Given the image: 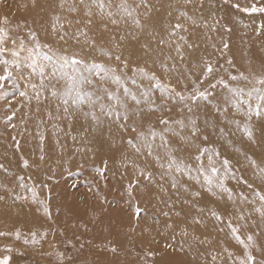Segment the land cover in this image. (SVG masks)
Wrapping results in <instances>:
<instances>
[{
  "label": "rangeland",
  "instance_id": "374dc122",
  "mask_svg": "<svg viewBox=\"0 0 264 264\" xmlns=\"http://www.w3.org/2000/svg\"><path fill=\"white\" fill-rule=\"evenodd\" d=\"M117 2L119 0H114ZM147 2L150 9L138 10L145 24L142 32L124 22L118 26L109 24L105 30L98 27V18L92 25H87L85 6L79 0H64L63 7L60 6L61 0H0V27L8 34L6 46L9 49L13 48V40L17 44L21 39L31 43L28 41V30L31 29L41 42L50 44L54 50L67 48L71 53L85 49V55L105 65H116L117 62L101 55V49L113 54L122 52L129 57L130 68L133 64L145 65L163 79L167 74L160 67L156 40L160 36L167 38L170 25L179 22L188 27L189 31L182 34L187 36L193 48L186 49L184 63L177 61L179 70L171 77L177 88L191 90L195 84L203 90L223 78L230 86L242 88L247 93L252 90L254 78L264 74V13L240 10L250 9L253 4L264 7V0ZM234 4L240 7H233ZM69 5L76 6L77 11H69ZM146 11L149 15L144 19ZM181 13L196 19L198 26H193L190 19L185 20ZM54 24L58 32L76 35L86 32L87 36H80L81 42L76 43L68 35L65 43L52 31ZM213 27L215 31L211 30ZM225 28L229 30L225 31ZM131 32L137 33V40L131 39ZM121 36L126 39L121 40ZM86 39L95 40L96 51L85 45ZM224 42L229 47L222 50ZM145 44L150 45L153 54L145 53L142 47ZM164 52L167 53L168 49L165 48ZM5 58L11 59L8 54ZM204 59L212 62L214 72L201 83V69L193 65L202 64ZM168 63L171 67L172 62ZM2 68L0 65V74ZM230 75L238 79L229 80ZM241 75L248 79H240ZM128 76L131 77L130 72ZM177 79L181 83L177 84ZM34 82L39 83L38 79ZM24 83L17 76L20 91L26 90ZM127 86L136 90L130 79ZM96 87L115 90V85L99 80ZM28 91L32 97L30 100L20 97L11 85L6 84L0 89V232L8 234L0 237V259L8 256V264L40 263L44 259H49L50 264L54 258L57 263H71L81 253L94 251L107 256L104 264H143L144 253L150 250L156 264H233L243 256L244 248L232 238L226 226L229 218L234 226H240L243 239L252 234L256 246L264 249V218L254 211L259 206L254 193L264 194V179L245 158L251 157L264 164V117L253 116L247 120L237 114L231 106L233 102L224 103L228 99L225 89L219 86L209 89L212 92L209 101L201 102L191 115L198 118L200 127L206 128L209 136L208 141L197 143L218 149L221 158L227 157L232 162L235 179L227 180L226 185L233 190L234 201L227 200L226 195L221 198L204 191L200 184L186 176L176 177L178 189L173 190L168 177L161 180L163 170L153 157H137L121 140V136L127 138L135 133H121L111 122L94 124L90 118L84 117L82 111L74 112L70 108L65 112L64 105L57 99L41 97L38 104L31 90ZM154 98L159 101L160 93L155 92ZM240 99L247 100V96ZM252 103L257 101L254 99ZM242 110L246 111V106ZM161 115L179 120L189 113L183 106H173L171 112L146 115L144 125L158 126ZM236 121L241 127L248 124L255 142L244 136ZM133 122L139 125V118L133 116L129 123ZM176 143L180 144L176 156L195 165V147L185 146L180 137L175 138L174 145ZM125 157L140 166H147L155 181L149 183L140 178L132 198L128 197L126 188L134 178V170L124 166ZM25 160L28 161L27 167L23 163ZM104 161H107L108 168L102 179L95 169L102 168ZM204 163L207 164V159ZM241 178L247 183H239ZM161 184L167 189V195L159 191ZM29 187L37 192L35 203L31 193L27 192ZM90 187L93 191H89ZM194 191L201 195L194 198ZM241 193L246 197L243 202L239 199ZM25 195L27 200L17 199V196ZM41 201L47 206L50 218L44 213ZM169 203L172 207L168 206ZM136 206L141 209L139 217L135 215ZM210 209L224 214L225 222L217 224L208 215ZM177 211L180 216L175 215ZM165 212L169 215L165 216ZM197 215L205 220L204 226L189 222V217ZM240 215L245 217L243 221L238 219ZM169 223L173 224L172 229L166 227ZM185 227L187 237L181 233ZM17 230L21 234L19 240L14 235ZM33 233L39 242L24 244L23 240H31ZM92 242L100 245L94 248ZM181 244L183 251L179 250ZM113 247L116 252L110 250ZM250 251L258 264L264 259V252L257 251L256 247ZM229 253H232L231 257Z\"/></svg>",
  "mask_w": 264,
  "mask_h": 264
},
{
  "label": "snow or ice",
  "instance_id": "6c2138e0",
  "mask_svg": "<svg viewBox=\"0 0 264 264\" xmlns=\"http://www.w3.org/2000/svg\"><path fill=\"white\" fill-rule=\"evenodd\" d=\"M79 2L85 6L84 15L88 17L87 25H92L94 19L98 18L100 21L98 27H102L105 30L109 24L118 26L121 22L141 32L145 30V24L138 10L141 8L150 9V4L147 0H119L117 3H114V0H79ZM186 2L191 3V0H186ZM224 2L228 3L229 0H224ZM63 5L64 0H61L60 6L63 7ZM233 7L239 8L240 6L234 4ZM93 9L97 11L94 12ZM240 10L264 13V7H257L255 4L250 9L242 8ZM69 11L76 12L77 7L69 5ZM148 15L149 13L146 11L144 19H147ZM181 16L185 20L190 19L193 26H198L196 19L188 18L184 13H181ZM55 19L58 20L59 17ZM77 22L80 23V21ZM204 26L208 27L207 24ZM61 27L63 26L61 25ZM211 30L215 31L216 29L213 27ZM228 30L225 28V31ZM52 31L56 33L59 40L65 41V43H67L65 37L68 35L74 38L76 43L81 42L80 36H87L86 32H80L79 35L75 33L69 34L66 31L58 32L55 24L52 27ZM188 31V27L177 22L174 25H170L167 30V38L160 36L156 40V46L160 52V67L167 74V77L162 79L155 72H150L145 65L133 64L130 68V59L124 56L122 52L113 54L101 49V55L117 62L116 65H105L97 62L94 57L90 58L85 55V49L74 50L71 53L68 52L67 48L54 50L50 44L41 42L38 34L31 29L28 30V41L31 43H26L21 39L19 44H17L16 40H13V48L9 49L6 46L8 34L4 28L0 27V65L3 66L2 74H0V89H3L6 84L11 85L13 89H17L20 97H25L29 100L32 98L29 96L28 89H30L38 104L41 102V97L44 99H57L64 105L65 112H68L70 108L74 112L82 111L84 117L90 118L94 124L99 125L104 122H111L121 133H135L134 136L127 138L121 136V140L127 145L128 149L134 151L137 157H145V159L153 157L163 170L160 177L161 180L168 177L170 187L173 190L178 189L176 177L186 176L189 179H194L204 191L221 196V198L226 195L227 200L234 201L233 190L226 185L227 180L235 179L232 162L227 157L221 158V153L218 149L207 144L197 143L198 141H208L209 136L206 128L202 129L200 127L198 118L191 114L201 102L209 101L212 96V92L209 89H215L219 86L225 89L228 94V99L224 103L233 102L231 106L237 114L245 116L247 120H251L253 116L264 117V74L254 78L252 90L247 93L242 88L230 86L223 78L216 80L215 83H210L208 88L203 90L196 87L195 84L191 90L187 87L177 88L171 81L172 74L179 70L177 61L181 64L184 63L186 49L190 50L193 48L187 36L182 34ZM130 36L133 40L138 39L136 32H131ZM177 36H179L178 40L176 39ZM124 39L126 37L121 36V40ZM84 43L92 51H96L94 39L91 41L86 39ZM117 46L122 47L120 44ZM142 47L146 54H153L150 45L145 44ZM228 47V43L224 42L222 50ZM165 48L168 49L167 53L164 52ZM42 49H46V51H42ZM5 54L10 55L11 59L5 58ZM169 61L172 62L171 67H169ZM193 67L201 69V83L214 72V66L208 59H204L202 64H194ZM129 72L131 77L128 76ZM190 75L191 73L189 72V77ZM17 76L25 81L24 88L26 90L20 91L17 88ZM239 78L248 79L243 75ZM35 79H38L39 83L34 82ZM129 79L135 86V91L130 90L127 86ZM228 79L235 81L238 77L230 75ZM97 80L105 84L110 82L115 85V90L108 87L97 88ZM179 83L181 81L177 79V84ZM155 92L160 93L159 101L154 98ZM245 95L247 100L240 99V97ZM254 99L257 101L255 104L252 103ZM173 106L187 108L189 115L179 120H173L171 117L161 115L158 119V126L153 124L144 125V117L146 115L157 112H171ZM244 106H246V111L242 110ZM85 108L86 110H84ZM224 111H227V109ZM133 116L139 118V125L135 122L129 123ZM10 119L11 117H9ZM235 123L247 139L255 142L252 129L247 123L242 127L239 121ZM176 137H180L181 142L185 146L189 148L195 147L196 151L193 157L196 162L195 165L189 164L176 156V152L180 151V144L176 143L174 145ZM245 158L250 166L257 169L258 174L264 179V164L257 163L251 157L246 156ZM205 159H207L206 165L204 163ZM23 163L25 167L28 166L27 160ZM124 166L126 168L131 167L134 170V178L130 180L126 188L129 198L133 197L140 178L149 183L155 182L153 173L148 170L147 166H140L136 161L129 160L127 157H125ZM107 168L108 163L104 161V166L96 168L95 171L103 179ZM193 172H195V175H193ZM238 182L247 183L242 178ZM21 187H24V185L21 184ZM248 187L251 188L252 185L249 184ZM89 191H93V188L90 187ZM159 191L167 195V189L163 184L159 185ZM27 192L31 193L32 202L35 203L37 201V192L31 187L27 189ZM97 195H99L98 192ZM200 195V192L194 191L192 193L194 198ZM254 195L259 199V206L255 207L254 211L259 213L261 218H264V194L255 192ZM17 199L27 200L28 196H17ZM239 199L243 202L246 197L241 193L239 194ZM101 202L103 203L104 201L101 200ZM40 203L44 213L49 215L50 218L47 206L43 204V201ZM168 206L172 207L170 203ZM199 211L202 212L203 209H199ZM140 212V207L136 206L135 215L137 217H139ZM164 215L168 216L169 214L165 212ZM175 215L180 216L181 213L177 211ZM208 215L217 224L225 222V215L220 212L210 209L208 210ZM238 219L243 221L245 217L240 215ZM189 222L193 225H205V220L199 215L189 217ZM226 226L230 229L232 238L244 248L243 256L238 257L236 261H233V264H258L250 249L256 247V250L261 252H264V249L256 246L254 235L248 234L246 240L243 239L240 234V226H234L231 218L227 220ZM166 227L172 229L173 224L169 223ZM181 233L187 237V228L182 229ZM5 235L8 234L0 232V237ZM14 235L17 240L21 239L19 230ZM193 238L199 239L196 236ZM38 242L35 233L32 234L31 240L28 238L23 240L26 245L29 243L37 244ZM203 242L201 241V243ZM183 249L184 246L181 244L179 250L183 251ZM110 250L112 252L117 251L114 247ZM58 255H60L62 260V255ZM153 256V252L150 250L146 251L143 264H156V261L152 259ZM229 256L231 257L232 253H229ZM8 262V256L0 259V264H8ZM259 264H264V259Z\"/></svg>",
  "mask_w": 264,
  "mask_h": 264
},
{
  "label": "bare ground",
  "instance_id": "6f19581e",
  "mask_svg": "<svg viewBox=\"0 0 264 264\" xmlns=\"http://www.w3.org/2000/svg\"><path fill=\"white\" fill-rule=\"evenodd\" d=\"M92 244L93 245H95L94 246V248L97 246V245H100L99 243H93L92 242ZM93 248V249H94ZM48 249H50V248H48ZM47 251V250H46ZM97 251V250H96ZM23 254H26V253H23ZM29 254V253H28ZM30 255V257H32L33 255H31V254H29ZM28 255V256H29ZM18 256V255H17ZM50 256H52V255H50ZM53 257V256H52ZM15 258V257H14ZM108 258H107V256H103V255H101V254H97V253H95L94 251H92V252H88V251H86V252H83V253H81V255H79V256H76V257H74V259L72 260V262L71 263H67V261H65V262H59V263H57V260L54 258L52 261L53 262H51L50 264H104L106 261L105 260H107ZM24 260V259H23ZM64 260V259H63ZM21 261V260H20ZM19 261V262H20ZM12 262V261H11ZM49 263V259H48V261L46 260V259H44L42 262H40V263H35V262H31V264H48ZM13 264V263H12Z\"/></svg>",
  "mask_w": 264,
  "mask_h": 264
}]
</instances>
